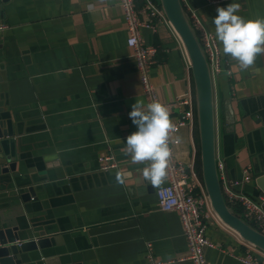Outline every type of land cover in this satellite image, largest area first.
Segmentation results:
<instances>
[{
  "label": "crops",
  "instance_id": "1",
  "mask_svg": "<svg viewBox=\"0 0 264 264\" xmlns=\"http://www.w3.org/2000/svg\"><path fill=\"white\" fill-rule=\"evenodd\" d=\"M151 1L160 7L159 0ZM140 2L135 0L137 8ZM186 2L229 68L212 84L215 161L231 181H240L244 171L250 176L235 189L264 197V54L241 70L223 53L212 23L216 9L230 3L240 5L237 14L245 20L264 18V0ZM0 25V112L17 132L15 168L5 179L7 188L34 189L12 218L19 237L52 238L41 255L64 262L142 264L150 244L154 260L192 264L179 260L186 244L177 213L157 208L154 189L139 186L147 165L124 155L127 136L137 130L129 116L132 105L138 100L146 107V99L125 44L118 0H6L0 2ZM154 27H141L138 34L156 48L149 81L175 121L178 109L170 103L185 95L195 103L194 84L166 18ZM174 136V158L193 162L205 193L196 121ZM104 154L114 157L115 169H98ZM117 172L127 174L124 185L116 182ZM202 210L206 237L215 245L203 249L206 264H243L245 252L264 264V253L222 224L208 199Z\"/></svg>",
  "mask_w": 264,
  "mask_h": 264
},
{
  "label": "built area",
  "instance_id": "2",
  "mask_svg": "<svg viewBox=\"0 0 264 264\" xmlns=\"http://www.w3.org/2000/svg\"><path fill=\"white\" fill-rule=\"evenodd\" d=\"M185 17L202 50L211 84L220 73H229L228 63L221 56L218 45L211 33H209L196 16L193 9L187 5L186 0H179ZM126 24V46L130 49V55L134 60L138 71L139 82L142 92L148 103L158 101L153 85L149 81L148 71L153 63L156 48L151 44L140 41L138 29L141 27L154 30V23L160 18L164 19L161 7L156 6L151 0H142L140 7H136L135 0H118ZM138 15H142L140 18ZM4 25H0V29ZM174 33V32H173ZM177 37V35L175 34ZM178 38V37H177ZM169 106L178 109V118L173 121L177 130L185 125L193 127L196 121L195 103L188 95L177 97ZM173 136V140H175ZM177 143L170 142L172 152ZM117 163L110 154L101 155L98 158V169L107 171L115 169ZM215 168L221 196L225 205L234 206L239 218L257 232L264 235V197H251L250 195L236 190L237 184L247 183L250 176L242 174L240 181L229 180L223 169L222 163L215 161ZM199 175L192 161L183 163L172 155L166 182L160 188L154 189L157 208L161 211H174L182 229V235L186 244V255L179 260H189L192 264H206L203 249L215 248L205 234V221L202 205L207 195L199 191ZM18 245L20 242L15 241ZM250 245V244H249ZM146 261L142 264H167L170 261H157L152 259L150 244L146 245ZM243 264H261L250 254L244 253L239 258Z\"/></svg>",
  "mask_w": 264,
  "mask_h": 264
},
{
  "label": "water",
  "instance_id": "3",
  "mask_svg": "<svg viewBox=\"0 0 264 264\" xmlns=\"http://www.w3.org/2000/svg\"><path fill=\"white\" fill-rule=\"evenodd\" d=\"M159 4L182 44L191 71L195 91L200 175L209 206L222 224L233 230L244 242L264 253V235L231 213L221 196L215 168L212 84L202 50L179 0H159ZM15 135L17 132L13 129L11 119L0 112V264H81L41 255L42 250L53 242L52 238L41 237L42 233L34 239L22 240L19 237L21 230L12 218L20 213V204L33 196L34 189L31 186L7 188L10 182L5 177L15 168ZM15 241L20 243L17 245Z\"/></svg>",
  "mask_w": 264,
  "mask_h": 264
},
{
  "label": "clouds",
  "instance_id": "4",
  "mask_svg": "<svg viewBox=\"0 0 264 264\" xmlns=\"http://www.w3.org/2000/svg\"><path fill=\"white\" fill-rule=\"evenodd\" d=\"M239 10L238 3L218 7L212 23L223 53L237 61L241 70H247L255 65L258 55L264 54V18L245 20L237 14ZM129 116L137 130L127 136L124 155L129 156L134 164L147 165L142 169L139 186L160 188L166 181L173 155L170 142H179L178 137L173 140L177 128L169 108L159 101L145 107L142 101L136 100ZM115 179L124 185L127 174L117 172Z\"/></svg>",
  "mask_w": 264,
  "mask_h": 264
},
{
  "label": "trees",
  "instance_id": "5",
  "mask_svg": "<svg viewBox=\"0 0 264 264\" xmlns=\"http://www.w3.org/2000/svg\"><path fill=\"white\" fill-rule=\"evenodd\" d=\"M199 173H200V171H199ZM200 176H201V175H200ZM227 208H228V210H229L231 213H233L234 215H236L237 217H239L238 212H237V210H236V208H235L234 206H229V205H227Z\"/></svg>",
  "mask_w": 264,
  "mask_h": 264
}]
</instances>
